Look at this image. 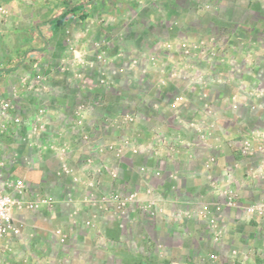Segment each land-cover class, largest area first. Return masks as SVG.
<instances>
[{"label":"crops","instance_id":"obj_1","mask_svg":"<svg viewBox=\"0 0 264 264\" xmlns=\"http://www.w3.org/2000/svg\"><path fill=\"white\" fill-rule=\"evenodd\" d=\"M206 1L212 2L210 9H205L198 0H189L186 5L176 0H160L155 7L144 9L143 23L128 17L126 11L112 25L110 51L113 58L117 63H125L136 55V51L153 53L155 45L168 40L171 51L165 58L181 61L183 56L179 53L178 45L183 36L194 43H208L224 31L229 35L226 61L220 65L224 75H229L232 56L238 60L260 63L264 56L261 41L264 35V0ZM198 56L199 51L195 50L188 61L200 67ZM158 59L152 63L145 78L138 69H134L126 76L117 75L113 86L112 73L107 86L95 87L86 83L69 85L67 82L59 85L58 94L56 89H52L43 99L30 100L22 108L23 117L29 120L37 115L41 106H48L53 123L51 128L58 130L65 127L63 138L73 149L70 163L75 167L81 165L86 153V148L75 140V123H69L78 103L86 107L82 125L91 133L92 143L100 139L117 141L125 133L139 142L161 143L157 156L141 154L118 159L113 153H106L101 158L105 162L120 164L118 177L106 175V190H139L145 195L146 187L153 185L160 197L162 218L152 223L135 212L133 222L126 230H122L117 222L108 223L109 241L102 248L97 244L95 230H81L79 225H74L69 217L70 207L60 203L53 211H45L35 219L29 218L27 231L36 227L35 248L48 255L50 231L54 227H62L70 235L77 236L78 254L84 257L81 260L83 264H229L232 257L236 258V264H264V217L256 216L248 221L238 218L235 209H225L223 218L228 230L219 242L212 240V231L204 221L190 218L175 222L168 219L179 208L191 209L197 203L208 205L210 213L214 215L218 189L227 186L237 191L241 202L264 200V153L243 157L237 150L242 136L253 137L254 129H264V110L252 112L244 105L239 110L231 108L232 96L237 95L242 102L247 98L244 94L240 97L238 93V77H232L226 85L203 91L188 88L179 78H169L168 84L160 89L149 83L147 85L146 78L155 81L159 76ZM242 78L247 82L248 90L257 87L258 81L254 77L244 74ZM176 94H183L185 100L176 103L173 99ZM97 99H101L103 105H95ZM256 100L252 98V101ZM42 102H45L44 105ZM207 102L213 104L220 119L214 133L206 141L200 142L195 133L181 130L176 115L187 120L197 118L200 113L197 111L195 115L192 110L202 109ZM128 109H137L142 116L132 124L118 125L120 114ZM109 118L112 122L107 123ZM20 130L26 134L28 126ZM49 133L52 132L43 135L40 142L46 143ZM176 133L186 136L191 145L170 150L169 143ZM12 148L21 155L34 154V164H13L5 170L12 169L13 175L24 176L34 187L61 198L63 189L70 186V180L58 182L54 173L57 160L52 152L36 146L31 150L25 144L15 143V139ZM211 157H215V163L208 167ZM142 164L147 167L144 173L138 170ZM227 170L230 176L223 177ZM171 172L176 173L175 178L169 176ZM208 173L213 175L214 182L208 179ZM76 188L74 194L80 200L85 190L80 186ZM87 210L89 207L84 206L78 218L86 217ZM130 241L139 243L141 250L134 249ZM16 250L20 252V246L16 245Z\"/></svg>","mask_w":264,"mask_h":264},{"label":"built area","instance_id":"obj_2","mask_svg":"<svg viewBox=\"0 0 264 264\" xmlns=\"http://www.w3.org/2000/svg\"><path fill=\"white\" fill-rule=\"evenodd\" d=\"M198 3L205 9L212 7L211 1L198 0ZM187 38V36H183L178 45L179 53L183 56L181 61H172L165 58L171 51V42L168 40L155 45L153 53L136 51V55L131 56L129 61L126 60L124 64L118 65L112 62L109 66L93 68L96 63L103 62L104 58L100 52L97 54L96 61L92 62V68L99 72V76H97L98 79H90L92 81L91 85L95 87L109 85L111 82L109 75L112 73L113 86L117 75L126 76L134 69H138L141 76L145 78L149 75V70L153 66L152 63L159 58L158 61L160 60V62L157 69L159 76L155 81H148L152 78H146L147 85L149 83L160 89L168 84L169 78H179L187 84L188 88L203 91L218 85H226L232 77H238V93L240 97L244 94L247 98H244L245 101L242 102L237 95L232 96L230 100L231 108L239 110L244 105L252 112L264 110V56L262 61L256 64L253 61L230 57L231 67L227 76L220 69V65L226 61V48L229 43V35L226 32L222 31L220 36L211 38L208 43L204 41L194 43ZM261 41L264 45V35H262ZM195 50L199 51L200 67H197L195 62L188 61V57L192 58ZM180 64L181 69H179ZM244 74L257 79L258 84L254 90H248V84L242 78ZM253 97L257 100L252 101ZM184 98L183 94L173 96L176 103L183 102ZM95 105L101 106L103 102L101 99H97ZM1 108L0 131L8 129L9 123H12L15 143L25 144L31 150L34 146L40 150L49 149L57 160L54 171L55 177L59 183H65L66 179H69L70 186L65 187L62 197L58 198L48 191H42L43 189L34 187L24 176L11 175L9 172L0 169V264H83L81 260L84 257L78 254L79 242L76 235H70L62 227H54L50 231L49 237L50 252L46 255L35 248L36 245L33 240L36 236V227H33L34 230L27 231L29 218L33 217L35 219L45 211H53L56 205L60 203L70 207L69 217L74 225H79L81 230H95L97 244L102 248H105L109 241L106 224L117 222L122 230H126L133 222L135 212L140 213L152 223H156L157 220L162 218L160 215V197L155 186H147L145 195H142L139 190H106V175L111 178L118 177L120 164L105 162L101 158L106 153H113L118 159L141 154L157 156L160 153L159 145L161 143H158V141L139 142L125 133L121 134L117 141L106 142L100 139L97 143L93 142V144L91 133L85 130L82 125L83 113L86 111V107L84 104L78 103L72 117L69 118V123H75L76 126L73 128L75 140L86 148V153L81 165L75 167L70 163L73 149L63 138L65 127L58 130L51 128L53 123L48 114L47 105L41 106L37 115L29 120L11 113L9 103H3ZM197 111L200 113L199 117L187 120L176 115V122L182 131L185 133L193 132L200 142H204L216 129L220 119L219 112L211 102L205 103L202 109L192 110L195 115ZM141 116L139 110L128 109L120 114L117 124H132ZM109 122H112L110 118L107 119V123ZM24 126H28L26 134L20 130ZM48 132L52 133H49L46 143L40 142L41 137ZM190 145L191 142L186 136L182 133H176L169 143V148L175 151L179 147ZM237 150L243 157L253 156L257 152L264 153V129H254L253 137L242 136ZM9 157L12 164L31 166L34 164L35 156L31 152L21 155L12 148ZM160 162L162 163V161ZM214 163L215 157H211L208 167H211ZM4 165L5 168L8 167L7 163H4ZM138 170L144 173L147 167L142 164L138 167ZM169 176L175 178L176 173L171 172ZM228 176H230V171L227 170L223 177ZM207 177L212 182L213 175L208 173ZM78 186L83 187L85 190V194L80 200L74 194ZM218 190V199L214 203V215L210 213L208 205L197 203L191 209L179 208L168 219L175 222L190 218L204 221L212 231V240L219 242L223 233L228 230L223 218L225 209H235L238 218L248 221L256 216L264 217V200L255 203H244L240 201L234 188L227 186ZM82 206L89 207V210H87L86 217L79 219L78 215L83 209ZM130 242L134 249L141 250L139 243L136 241ZM16 245L20 246V252L16 250ZM19 253L22 254L21 257ZM232 256H236V254H232ZM232 258L229 264H236V258Z\"/></svg>","mask_w":264,"mask_h":264},{"label":"rangeland","instance_id":"obj_3","mask_svg":"<svg viewBox=\"0 0 264 264\" xmlns=\"http://www.w3.org/2000/svg\"><path fill=\"white\" fill-rule=\"evenodd\" d=\"M176 1L184 5L189 2ZM159 3L160 0H0V111L3 103H9L11 113L23 117L26 102L43 99L52 89L58 94L59 85L67 82L91 85V80L99 76L93 68L112 62L124 64L117 63L110 51L112 25L126 11L128 17L143 23L144 9ZM76 5L82 7L72 11ZM54 17L63 18L62 22L52 23ZM100 52L103 62L92 68ZM9 124L8 129L0 131L3 171L4 163L13 166L9 152L15 137L13 124ZM6 172L13 174L12 169Z\"/></svg>","mask_w":264,"mask_h":264},{"label":"trees","instance_id":"obj_4","mask_svg":"<svg viewBox=\"0 0 264 264\" xmlns=\"http://www.w3.org/2000/svg\"><path fill=\"white\" fill-rule=\"evenodd\" d=\"M82 5H76V6H74V7H72L71 8V10L72 11H75L76 9H78L79 7H81ZM63 19V18H62ZM62 19H57L56 17H54L51 21H52V23H57V24H59V23H61L62 22Z\"/></svg>","mask_w":264,"mask_h":264}]
</instances>
